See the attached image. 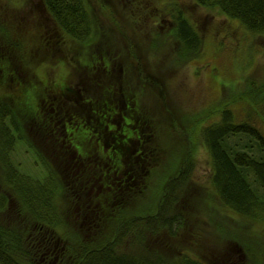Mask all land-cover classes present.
Masks as SVG:
<instances>
[{
  "label": "trees",
  "instance_id": "16d2710c",
  "mask_svg": "<svg viewBox=\"0 0 264 264\" xmlns=\"http://www.w3.org/2000/svg\"><path fill=\"white\" fill-rule=\"evenodd\" d=\"M127 1L129 8L133 2L139 4L138 11L127 8L137 26L146 24L150 16L158 20L164 15L173 20L166 35L171 46L178 45L181 63L201 54L204 40L196 21L186 15L185 6H174L171 1L161 5L156 0L161 14L150 15L143 0ZM191 1L198 8L238 21L245 33L264 40V0ZM87 2L42 0L56 30L62 32V42L69 37L82 47L94 35L101 37ZM11 36V28L0 21V75L6 69L2 62L4 48L8 47L2 41ZM12 42L18 45L14 39ZM9 64L5 77L12 87L20 72L13 62ZM242 76L243 89H233L235 92L229 97L225 94L216 109L218 119L198 128L210 164L205 183L194 179V163L189 159L166 175L165 184H159L153 201L146 200L145 195L164 155L158 135L164 136L149 108L141 102L140 90L137 101L135 87L122 80L106 97L112 87H103V80H92L88 88L87 82L80 87L82 90L74 87L60 91L69 95L70 106L54 100L49 104L47 95L41 97L35 91V118L18 110L20 105L28 109L25 97L1 99L0 264H216V260L208 258L205 241L198 235L201 221L221 229V212L230 213L232 218L227 222L241 228L246 222L264 220V78ZM9 98L12 101L7 103ZM137 106L146 110L142 108L144 111L138 114ZM41 113L45 119L39 124ZM133 119L141 121L138 128L133 126ZM148 121L153 147L144 149L140 142L147 136L148 130L144 129ZM34 136L43 137L49 153L38 148ZM52 136L58 137L60 147L52 146ZM20 139L32 146L36 162L45 170L43 179L22 172L14 160ZM94 145L100 157L96 164L87 157V147ZM178 158L172 160L171 167L174 163L178 166ZM103 170L107 173L100 177ZM96 186L98 189L90 194ZM118 195L119 202L115 200ZM137 196L143 197V208L129 206ZM64 202L70 205L67 212ZM186 234L190 244L187 248L181 245ZM222 239L227 246L232 247V242L242 249L236 263L259 261L256 249L261 248L260 241L249 244L241 234ZM225 256L228 264H236L231 255Z\"/></svg>",
  "mask_w": 264,
  "mask_h": 264
},
{
  "label": "rangeland",
  "instance_id": "374dc122",
  "mask_svg": "<svg viewBox=\"0 0 264 264\" xmlns=\"http://www.w3.org/2000/svg\"><path fill=\"white\" fill-rule=\"evenodd\" d=\"M86 1L96 18L97 32L101 37L94 35L91 42L81 47L75 45L69 37L66 39L63 36L64 41L60 40L62 32L59 34V30H56L54 22L43 7L42 0H0V21L11 28L13 34L11 39L22 48L21 50L11 39L2 41L9 48L7 46L4 48L2 66L6 69L0 75V100L10 96L16 100L25 97L28 109L20 105L18 110L35 118L36 103L33 96L35 91L39 92L41 97L47 95L49 104L54 100L62 106L67 103L70 106L69 102L72 100H69V95H62L61 92L74 87L80 89L87 82L90 83L85 86L88 88L92 86V80L94 82L103 80V87H112V91L106 94L108 97L113 93V86L124 80L126 85L134 86L136 92L140 90L141 102L149 108L157 121V128L164 136L162 138L158 135L159 141L163 142L164 155L161 156L162 159L150 178L152 185L150 186L149 181L145 199L155 200L159 184L163 181L162 184H165L166 175L176 168H181L189 159L194 163V179L205 183L210 172V164L208 153L198 135V128L218 119L216 109L222 104L225 94L229 97L233 94V89L239 91L243 89L241 87L243 74L264 78V40L245 33L238 21H229L215 11L198 8L191 0H159L161 5L171 1L174 6H185L186 15L196 21L195 25L203 37L201 54L181 63L178 59V45L171 46V40L166 35L173 25L170 17L161 15L160 19L154 20L150 16L146 24L137 26L127 10L129 8L127 0ZM143 1L150 15L161 14L156 0ZM139 8V4L133 2L129 9L138 11ZM9 44L14 47L11 48ZM109 58L115 59L111 63L108 61ZM9 62H13L20 72L14 78L13 88L5 77ZM226 88L230 90L226 92ZM139 92L135 94L137 101ZM11 101L12 98L7 99V103ZM238 107L239 105L237 109ZM142 108L137 106L136 112L139 114L140 111L146 110ZM68 116L72 117L70 114ZM44 119L41 113L38 123ZM20 121L23 122L24 118L21 117ZM131 122L133 126L136 124L137 128L141 123L137 119ZM147 126L144 129L148 130L147 136L140 142L144 149L153 147L149 121ZM42 139L43 137L36 139L34 136V143L44 154L49 153L50 148ZM57 139V136H52L50 140L52 146L60 147ZM87 148L88 161L94 164L100 161L98 147L94 145ZM55 149L58 147L55 146ZM177 157H180L179 164L177 167L175 163L172 164V169L170 164ZM14 160L20 164L22 172L37 179L44 178L45 170L36 162L34 150L26 140H18ZM82 169L85 171L84 162ZM59 170L62 174L61 169ZM106 173L104 170L101 171L100 177ZM144 176L145 174L141 177L143 181ZM97 189L96 186L90 194ZM120 198L118 195L115 200L119 202ZM65 203L64 208L67 212L70 205ZM143 203V197L137 196L129 206L143 208L145 205ZM220 216L223 219H220L223 223L221 229L215 226L213 229L203 221L199 223L198 235L205 241L204 250L209 253L208 258L216 260L218 264H228L229 261L225 260L227 258L225 254H228L232 256L233 263L238 262L242 249L232 242V247L227 246L222 236L228 238L231 234H241L247 238L249 244H254V240L262 244L260 249H256L259 261L250 264H264V220L246 222L241 228L227 222L232 218L230 213L221 212ZM200 218L204 219L201 216ZM200 218L198 217L199 220ZM60 231H63V228ZM186 235L181 245L187 248L190 244L189 234Z\"/></svg>",
  "mask_w": 264,
  "mask_h": 264
},
{
  "label": "flooded vegetation",
  "instance_id": "af4514ba",
  "mask_svg": "<svg viewBox=\"0 0 264 264\" xmlns=\"http://www.w3.org/2000/svg\"><path fill=\"white\" fill-rule=\"evenodd\" d=\"M129 133H130V136H132V135L134 134V132H133V131H131V132H129ZM125 136H127V134H126Z\"/></svg>",
  "mask_w": 264,
  "mask_h": 264
},
{
  "label": "bare ground",
  "instance_id": "6f19581e",
  "mask_svg": "<svg viewBox=\"0 0 264 264\" xmlns=\"http://www.w3.org/2000/svg\"><path fill=\"white\" fill-rule=\"evenodd\" d=\"M109 62H111L110 60H109ZM112 63V62H111Z\"/></svg>",
  "mask_w": 264,
  "mask_h": 264
}]
</instances>
